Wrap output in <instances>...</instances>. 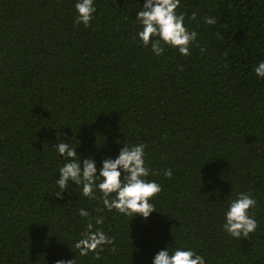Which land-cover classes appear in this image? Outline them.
Listing matches in <instances>:
<instances>
[{
  "label": "trees",
  "instance_id": "16d2710c",
  "mask_svg": "<svg viewBox=\"0 0 264 264\" xmlns=\"http://www.w3.org/2000/svg\"><path fill=\"white\" fill-rule=\"evenodd\" d=\"M143 2L95 0L85 27L74 24L75 0H0V264L74 258L82 207L104 216L94 228L113 243L77 264H150L166 245L194 248L207 264H264V80L253 72L264 60V0H180L197 32L187 56L139 43ZM56 133L80 141L76 152L97 167L116 141L144 143L159 173L149 177L161 184L157 211L97 212L100 193L54 199ZM239 192L257 202V228L240 240L221 229Z\"/></svg>",
  "mask_w": 264,
  "mask_h": 264
},
{
  "label": "clouds",
  "instance_id": "9594fccd",
  "mask_svg": "<svg viewBox=\"0 0 264 264\" xmlns=\"http://www.w3.org/2000/svg\"><path fill=\"white\" fill-rule=\"evenodd\" d=\"M180 0H144L136 11L135 21L139 25L136 39L142 46H150L154 55L160 56L165 46L175 48L180 55H190L189 45L196 41L197 32L188 31L184 25V14L177 13ZM75 25L88 27L96 12L95 0H75ZM195 18V13L192 14ZM206 24H214L215 17L205 16ZM203 50V49H202ZM255 76L264 80V60L257 62L253 69ZM57 135L51 148L62 163L57 166L51 195L56 200L70 196L72 192L79 197L99 199L103 207L97 212L115 210L124 217L139 215L146 220L151 213L157 211L153 198L160 193L161 184L150 175H159L146 166L144 143L118 142L116 155L98 161L93 156L81 157L73 147L71 137L67 142ZM163 176L170 178L172 169H163ZM79 188V192L74 189ZM256 199L249 192H239L234 199L227 202L223 210L221 229L227 235L240 240L247 238L257 228V221L251 214L256 207ZM78 215L86 218L84 230L74 239L72 244L76 251L72 259L58 258L53 264H77V256L85 257L93 253L99 258V252L105 245H111L113 238L94 225L104 223L103 215H91L87 208H79ZM68 241V240H67ZM114 250V249H113ZM150 264H207L205 257L194 248L177 246L169 249L166 245L151 257Z\"/></svg>",
  "mask_w": 264,
  "mask_h": 264
}]
</instances>
